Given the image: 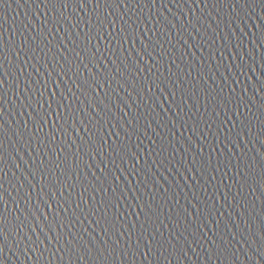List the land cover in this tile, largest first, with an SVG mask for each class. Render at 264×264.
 I'll list each match as a JSON object with an SVG mask.
<instances>
[{
	"label": "water",
	"instance_id": "obj_1",
	"mask_svg": "<svg viewBox=\"0 0 264 264\" xmlns=\"http://www.w3.org/2000/svg\"><path fill=\"white\" fill-rule=\"evenodd\" d=\"M0 264H264V0H0Z\"/></svg>",
	"mask_w": 264,
	"mask_h": 264
},
{
	"label": "snow or ice",
	"instance_id": "obj_2",
	"mask_svg": "<svg viewBox=\"0 0 264 264\" xmlns=\"http://www.w3.org/2000/svg\"><path fill=\"white\" fill-rule=\"evenodd\" d=\"M54 83H57V82L55 81ZM93 90H95V89H93ZM96 250H97V251H100L99 248H97ZM102 254H103V253L101 252V255H102ZM145 255H146V254H145Z\"/></svg>",
	"mask_w": 264,
	"mask_h": 264
}]
</instances>
